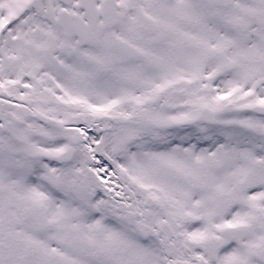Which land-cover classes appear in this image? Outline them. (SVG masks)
I'll return each mask as SVG.
<instances>
[{
  "label": "snow or ice",
  "instance_id": "obj_1",
  "mask_svg": "<svg viewBox=\"0 0 264 264\" xmlns=\"http://www.w3.org/2000/svg\"><path fill=\"white\" fill-rule=\"evenodd\" d=\"M0 264H264V0H0Z\"/></svg>",
  "mask_w": 264,
  "mask_h": 264
}]
</instances>
